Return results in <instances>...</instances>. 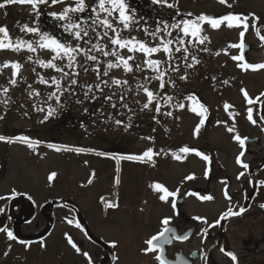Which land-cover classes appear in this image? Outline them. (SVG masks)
I'll return each instance as SVG.
<instances>
[{
	"label": "rangeland",
	"instance_id": "rangeland-1",
	"mask_svg": "<svg viewBox=\"0 0 264 264\" xmlns=\"http://www.w3.org/2000/svg\"><path fill=\"white\" fill-rule=\"evenodd\" d=\"M148 1L151 4L147 12L140 9L139 14L135 15L139 23L134 26L131 33L123 32L124 36L135 35L138 39L154 44L159 42V38L153 41L151 37L145 36L142 29L148 27L149 31L154 30L158 20L171 24L181 18L194 19L200 14L219 17L229 13H255L260 18L256 26L261 28L260 34L264 35V0H228V4L232 5L231 8L228 4H220L219 0H168L169 3L177 5L172 9L167 8L166 5L153 4L152 0ZM63 7H65L64 4H58L54 12H60ZM129 12L131 13L130 10ZM189 12L193 13L192 17L187 16ZM2 15L0 11V26L3 22ZM252 24L253 21L250 20L249 30L245 33V44L250 45L251 49L247 59L249 63H264V42L260 41ZM203 29L202 34L209 37L205 44L199 45L195 42L185 44V47L189 49L188 63L192 62V55H195L200 63L187 68L183 61L185 55L183 50L179 53L174 52L175 59L171 63L179 64L180 70L176 73L169 72V76L175 80V87L166 85L163 90V93L174 97L173 105L177 102L184 103L185 108L176 109L159 101L161 114L155 112V104L150 110L140 111V107L146 102V95L142 91L137 93V85L147 83L144 80L145 76L154 75L149 70L136 71L135 63H142L144 59L142 54L137 53L136 61H130L133 63V73L126 74L122 69H114L110 72V77L127 80L128 85L120 88L110 84L109 87H104L103 93L93 88L90 95L94 94L98 97L95 101L85 98L84 92L87 89L83 87L86 84L98 83L96 73L91 70L92 62H86L83 57H78L80 62L85 63L90 70L85 73L83 69H79L80 75L76 77L78 84L73 86V94L67 91L58 93L61 97L58 104L54 98L48 99V94L55 90L54 86L39 83L37 73L48 80L53 76L59 79L60 73L29 62L27 56L33 55L35 60L34 54L25 51L20 53L10 50L1 51L0 65L6 61H19L24 67L20 76L17 77L16 86L9 84L12 78L11 68L0 71V90L3 87H9L8 95L11 97V102L7 105L0 103V116L3 117L0 119V135L13 137L27 135L31 140H39L41 143L33 150L19 142L12 144L0 142V196L11 195V190L16 189L22 195H30L34 203L41 207L48 201L65 195L64 199H68L70 203L66 207L70 214L69 220L74 222L64 226L59 224L55 235L61 234L62 231L68 232L73 242L79 246L83 240V234L76 227L75 221L82 218L89 224L95 223L97 235L109 244L115 256L124 259L125 264H141L143 261L141 242L157 232L161 218H174L171 210L173 198H169V201L161 206L159 194L150 188L153 182L156 183L159 180L161 172H164L162 181L170 191L179 189L178 194L181 196L186 190L203 189L204 193H207L190 197L185 202L181 209L186 210V217L193 220L197 216L207 218L212 210L228 207L223 200L222 185L213 182L208 186L203 180L206 161L202 157L197 156L195 152H190L181 154L183 158L177 161L173 158L172 152H178L179 148L187 146L208 155L212 161L234 167L237 156L243 151L239 143L233 139L234 134L238 133L242 138H258L260 142L250 146L249 150L252 153L241 159L260 162L257 164L261 170L259 177L260 181H264V120H261L264 116V97H261V102L248 105L241 92V89L247 90L254 101L255 97L264 93V69L245 72L237 67L239 62L231 59V56L239 55L240 50L228 46L239 42V32L242 29H228L222 25L220 29L214 30L207 23L203 25ZM168 31L173 32V37L178 34L171 28ZM12 34L14 40L16 38L37 39L35 35L28 37V33L21 31L18 34V31L12 30ZM160 36L168 38L164 31L160 33ZM204 48L208 51H203ZM217 52L220 54L216 55ZM38 54L39 58L45 60L51 57V53L47 50L39 51ZM95 54L101 60L113 59L112 57L104 58L99 53ZM123 54L128 55L126 50ZM153 58L166 59L162 52L155 54ZM57 63L63 66L66 61H57ZM65 70L68 71V69ZM103 70L104 65H101V72ZM185 73L188 79L180 80L179 76ZM168 78L166 76L165 80L167 81ZM224 80L229 83L224 84ZM63 83L66 86L67 79ZM28 85L32 88L29 89ZM148 86L154 92L159 91V81L155 79H152ZM33 89L38 91L40 96L30 97L28 93ZM122 92L126 95L125 102L132 109L131 112L128 108H124L118 99ZM190 94L198 96L209 109L208 118L198 135L194 130L201 117L190 111L191 102L186 99ZM109 95L112 96L111 101L105 99V96ZM0 99L4 97L0 96ZM77 100L83 102L77 103ZM225 103L233 106L227 112L224 109ZM113 104H116V108L112 107ZM49 106L56 108V114L41 123ZM40 107H43L44 111H38ZM248 107L253 108V119L257 121L255 125L247 119ZM167 111H172L173 116L163 115ZM229 112L236 114L235 119L229 116ZM129 116L132 117L131 121L128 120ZM116 119L123 123L116 125L114 122ZM129 123L131 127H126ZM233 124L236 133H229L227 127ZM49 143L83 147L93 151L56 152L48 148ZM148 148H153L154 152L164 149L167 155L161 153L159 156H154V164L119 160L120 156L140 155ZM97 152L107 155L98 156ZM240 171L244 170L230 169L232 173ZM52 172H56L57 176L49 181L48 176ZM93 172L95 177H92ZM117 175L121 181L119 185L114 182ZM189 175L194 178L186 179ZM90 178L93 179L91 185L87 183ZM261 187L259 191L264 197V184ZM204 195H211L213 199L201 200L200 197ZM71 196L75 199H71ZM112 196L115 197L119 207L108 209L101 203V198ZM16 211L17 209L14 210ZM197 224L205 225L202 221H197ZM202 229L200 225L195 243L198 248L203 241ZM136 236L139 245L135 242ZM54 238L33 245L32 249L36 251V254L32 258L37 259V264L77 263L79 255L71 245L65 239L61 245L52 243ZM113 241L117 242L115 248L112 247ZM3 242H7L11 247L7 246L8 249L5 250L6 245ZM51 247L52 252H50ZM66 248L68 258L62 255V250ZM86 249L91 254L95 251L94 247L90 246H86ZM58 250H61L59 254ZM5 252H8L7 256L4 255ZM27 252L29 249L21 244L0 237V264H24ZM17 259L19 263L16 262Z\"/></svg>",
	"mask_w": 264,
	"mask_h": 264
},
{
	"label": "snow or ice",
	"instance_id": "snow-or-ice-1",
	"mask_svg": "<svg viewBox=\"0 0 264 264\" xmlns=\"http://www.w3.org/2000/svg\"><path fill=\"white\" fill-rule=\"evenodd\" d=\"M49 3V0H2L0 2V9L6 8L8 5H27L30 6V13L34 14L35 26H30L29 23H24L20 26V31L24 33L34 34L38 37V39H23L16 38L15 40L10 35V30L7 26H0V51L10 50L12 52L20 53L21 51H27L28 53L36 55V59H33V55H28L27 60L32 62L33 64H38L40 67L45 69H53L57 73H60V78L53 76L50 80L45 79L43 76L39 77L38 82L41 84L54 86L55 90L48 94V99H55L59 104L60 95L58 93H62L64 91L72 93L73 86L78 84V77L80 75L79 69H83L85 73H87L90 69L85 63H81L78 57H83L84 61L92 62L91 70L96 73L98 83L94 85H84L83 87L87 90L84 92V96L86 99L95 101L98 99L97 96L90 95L92 93L93 88H95L98 92L103 93L104 87H109L111 85H115L120 88H125L128 85L127 80H122L119 78L110 77V72L114 69H122L124 73L129 74L133 73V63L137 59L136 54H142L144 59L142 63H135L136 71H145L149 70L154 75L152 77L145 76L144 80L147 83H142L137 85V93L142 91L146 95V102L140 107V111L150 110L151 106L155 104V112L157 114H161V104L159 101H163V103L169 107H175L176 109H184V103H175L173 105L174 97L172 95H168L163 93L166 85H170L175 87V80L169 76V72L176 73L179 72L180 66L179 64H172L171 61L175 59L174 52L179 53L183 50L185 55L183 56V61L187 68H192L195 65L200 63V60L197 59L195 55L191 56V63H188L189 59V49L185 47L187 43H197L199 45L205 44L206 41L209 40L207 35H203V25L207 23L211 29L218 30L222 25L226 26L228 29H242L239 32V42L231 43L228 47L232 49H239V55L231 56L233 61L239 62L237 67L247 72L248 70L257 71L264 69V63H249L245 59L244 50L247 47L245 44V33L249 30V21H253L252 27L255 28L256 34L259 36L261 42H264V35H261V28L257 27L256 24L259 22L260 18L255 13L242 14V13H229L227 15H221L219 17L210 16L207 14L196 15L194 19H183L173 22L169 24L167 21L158 20L156 24V28L152 31L148 30V27H143V31L145 32V36L151 37L153 41H156L159 38L158 43L150 44L146 40L138 39L135 35L124 36L122 33L131 31L134 29V26L139 23V21L135 17L134 10L129 12V5L126 3V0H95V5H89L87 0H74L73 3H68V0H51L52 4H65L62 11L60 12H51L48 13L55 20L62 22L60 27H62L64 33H67L70 40H61L56 35L51 34L47 31H41L39 27L38 21L41 16V5H46ZM153 4L158 5H166L167 8L172 9L177 7L176 4L169 3L168 0H152ZM220 4H228V0H219ZM228 7H232L231 4H228ZM89 12L90 15L87 17L81 16V14ZM188 17H192L193 13H187ZM162 25V27H161ZM171 28L177 31V35L173 37V32L168 31ZM164 31L166 32L165 38L164 36H160V33ZM111 33V35H110ZM191 38V39H188ZM83 42L80 43V42ZM75 42V43H74ZM39 50H47L51 53L50 59H41L38 54ZM124 50L127 51L128 55H124ZM203 51H208L207 48H204ZM226 51V50H225ZM163 53L166 59H155L153 56L157 53ZM95 53H99L104 58L112 57L113 59H105L101 60L98 55ZM220 53L217 52L216 55ZM57 61H66V63L61 66L57 63ZM101 65H104V70L101 72ZM165 65H167L165 67ZM12 69V78L9 81L11 86L17 85V77L20 76V73L24 67L19 61H6L2 65H0V71L7 68ZM65 69H68L66 71ZM33 72H35V68H33ZM168 76V80H165V77ZM105 77H110V79H105ZM67 79V85H64V81ZM152 79L159 81V91L154 92L148 86L151 83ZM180 80H187V73L179 76ZM215 79V77H213ZM224 84H228L229 81L224 80ZM28 88L31 89L32 86L28 85ZM10 92L9 87H3L0 90V96L4 97V99H0V103L7 105L11 102V97L8 95ZM243 96L248 105H252L254 102H261V97H264V93H261L259 96L255 97V101L252 97H250L249 93L245 89H241ZM29 96H40V93L36 90H32L29 93ZM105 99L111 101L112 96H105ZM119 101L122 103L124 108H128L131 112L132 109L128 107L126 101L125 93H121L118 97ZM186 99L191 102L190 111L196 113L201 119L199 123L195 127V134H199L201 131V127L204 126L205 121L208 118L209 109L206 107L204 103H202L198 96L195 94H190L186 97ZM83 101L77 100V103H82ZM137 103H139L137 101ZM113 108H116V104L112 105ZM233 106L229 103L224 104V109L227 112ZM38 111H44L43 107L37 109ZM56 108L51 106L48 107L46 114L41 121H47L50 117H53L56 114ZM87 112V109H85ZM229 116L235 119V113L229 112ZM27 115V113H25ZM163 115L173 116L172 111L164 112ZM0 119H3L0 116ZM132 117L129 116L128 120L131 121ZM155 119V117H154ZM247 119L253 125L257 123L255 119H253V108H247ZM261 120H264V116L261 117ZM116 125H121L123 121L116 119ZM158 122V121H157ZM218 123H220L218 121ZM126 127H131V123L126 125ZM227 131L229 133H236L235 125L227 127ZM151 139V137H149ZM233 139L237 141L241 148H244L245 143L248 137H241L238 133L234 134ZM0 142H5L7 144L12 143H21L26 145L29 149L35 150V147L39 145L41 142L39 140L33 141L27 135H18V136H5L0 135ZM48 148L54 149L56 152L68 151L75 153H84L93 151V149H85L83 147H69L67 145H56L49 143ZM190 152H195V154L199 157H202L203 160L210 162V157L205 155L204 153L184 146L179 148L178 152H172V156L175 160L180 161L183 157L181 154H188ZM161 153L167 155L164 152V149H160V152H154L153 148H148L140 155H127L120 156L119 160H130L137 162H150L152 164L155 163L153 157L159 156ZM98 156H105L106 153L97 152ZM245 155L244 151H241L236 158V163L240 165L245 171H241L237 179L245 176L247 170H249V164L244 163L242 161V157ZM119 160H117V165H119ZM117 172H119V167H117ZM207 175V172H206ZM57 176L56 172H52L48 176V180L52 181ZM92 177H95V173H92ZM194 177L189 175L186 179L191 180ZM115 184H120V178L117 175L115 178ZM87 183L91 185L93 183V179L90 178ZM225 183L224 188V196L231 200V196L229 195L227 182ZM261 184H264V181H260ZM150 188L158 195V199L162 202L167 203L169 198H175L178 195L179 189L176 191H170L163 183L156 182L150 185ZM21 195V193L17 192L16 189L11 190V199H15L17 196ZM5 199V197L0 196V200ZM29 200H32V197L28 196ZM104 199L103 197L101 198ZM201 200L210 201L213 199L211 195H204L200 197ZM106 207L108 209L118 208L119 204L117 201L107 200L105 201ZM173 209L176 208L175 200L171 204ZM261 208H264V204L260 205ZM246 211V208L239 207L238 210L233 209L231 206L227 208L225 212H223L220 217L215 221L214 224H208L206 218L202 217H194L197 221H202L204 224L208 225L202 229V235L206 238L209 232V228L215 227L219 225L221 221L228 219L229 217H239ZM179 213H177L178 215ZM73 220H68V224H73ZM171 217H164L161 220V229L150 238L146 239L144 244L145 247L142 248V252L145 255L152 254L155 264H175L174 261H171L166 256V250L164 245L171 244L173 240L177 241H187L190 238L191 231L184 235L176 234V229L170 227ZM77 228L81 227L79 221L75 222ZM0 233H5L6 237L9 241L17 240V236L14 235L13 231L9 230L6 227H0ZM67 242L71 247L77 252H81V248L77 246L75 242H73L72 236H67ZM19 243L30 245L29 241L20 240ZM112 247H117V242H112ZM224 251V249H221ZM5 256L8 255V252L4 253ZM83 255L87 257L88 264H93L92 257L88 252H83ZM227 255L231 257L233 261H237V257L232 252H227ZM204 259H207V255H204ZM181 264H188L187 260L181 258Z\"/></svg>",
	"mask_w": 264,
	"mask_h": 264
},
{
	"label": "flooded vegetation",
	"instance_id": "flooded-vegetation-1",
	"mask_svg": "<svg viewBox=\"0 0 264 264\" xmlns=\"http://www.w3.org/2000/svg\"><path fill=\"white\" fill-rule=\"evenodd\" d=\"M0 2H2V0H0ZM68 3L73 2L68 1ZM87 3L94 6L95 0H89ZM126 3L129 5V10L131 12L134 10L135 15L139 14V11H141L140 9L147 12L149 4H151L148 0H126ZM57 5L58 4L40 6L42 14L38 21L39 27L41 31L54 34L61 40H70L71 37H69L67 33H64L62 27H60L62 22L48 15V13L54 12ZM29 9L30 6L27 5H8L6 8L0 9L3 13V22H1V24L9 28L12 37V30L18 31V34L20 33V27L16 26L21 25V23H29L30 26H35L34 14L30 13ZM89 15V12L81 14L83 17ZM27 35L28 37L34 36V34L29 33ZM80 43L83 44L82 41ZM39 51L44 50L38 49V52ZM251 153V150L247 151L242 158L249 156ZM243 162L249 164L250 167L249 170L246 171L245 176L239 180L237 176L241 171L238 173L230 172V169L234 168L244 170L236 162L234 167H229L225 165V163L219 161L210 160V162H205L206 166L204 168L203 180L208 186L212 185L213 182H217L222 185L224 192L225 183H223V181H226L231 200L227 199L222 193L223 200L228 204V207L231 206L235 210H238L239 207H244L246 211L239 217H229L221 221L219 225L209 228L207 237L205 238L202 235L203 241L201 242L200 248H198L197 245L195 246L199 227L201 225L205 228L208 227V225H199L197 221L195 222L192 218L186 217L187 212L186 210L182 211L181 207L184 206L185 202H187L190 197L207 193H204L203 189L186 190L183 196L178 194L177 197L173 198L175 203L181 198H183L184 201L176 205L175 209H171L174 218H171L169 226L175 228L176 234L178 235L187 234L189 230L191 231V235L187 241L173 240L171 244L164 245L166 256L169 260L174 261L175 264H181V258L187 260L188 264H264V208L260 207L261 204H264V197L261 196L259 191L262 185L259 177L261 170L259 169L260 166L259 168L257 167V164L260 162L257 160ZM163 173L164 172H161L159 174V180L157 182L165 185V182L162 181L164 180ZM28 196L29 195L21 194L15 198L19 200V203L15 205L18 208L14 207V209L17 208L16 212L12 209L11 195L4 196L5 199L0 200V227H6L13 231L14 235L18 238L14 241L18 244H21L19 243L20 240L29 241L30 245L21 244L26 249H29V252H27L28 255L24 258V264H27L28 261V264H37V259L32 258V256L36 254V251L32 249L34 244L38 242L44 243L45 240L52 237H55L54 240L51 241L52 243L61 245L64 239L67 241L68 232L62 231L61 234L57 235H55V232L59 224L62 226L68 224L67 221L70 218V214L67 212L66 207H68L70 203L68 199H64L65 195H63L62 197L48 201L47 204L41 207L39 206V208L37 203H34L33 199H28ZM70 198L75 199L72 198V196ZM23 199L27 200V205L22 204L24 203ZM103 200L101 203H103ZM159 204L164 206L165 202L159 200ZM227 208L217 209L216 211L212 210V213L206 218L208 224H214ZM177 213L179 214L177 215ZM163 218L159 220V229L157 232L162 227L160 222ZM79 220L81 224L79 230L83 234V240L78 246L81 248V252L78 253V264H88V259L83 255V252L89 253L92 257L93 264H125L123 262L124 259L115 256L109 244L97 235L95 223L89 224L82 218H79ZM43 224H45V227L42 228ZM38 232L41 233L39 234ZM0 237L7 238L5 233H0ZM136 239L137 241L135 242L139 245L137 236ZM146 239H148V237ZM146 239L141 242L143 247H145L144 242ZM3 244L6 245L5 250L8 249L7 246L11 247L7 242H3ZM86 246L94 247L95 251L93 254L86 249ZM52 247L50 252H52ZM221 249H224V251H221ZM229 251L236 255L237 261H233L231 257L227 255ZM60 252L61 250H58V254ZM205 254L207 255L206 260L204 259ZM62 255L68 258L67 248L62 250ZM141 259L143 260L141 264H155L153 255H145L142 249ZM18 260L19 259H17L16 262H18ZM48 264H52V262Z\"/></svg>",
	"mask_w": 264,
	"mask_h": 264
},
{
	"label": "water",
	"instance_id": "water-1",
	"mask_svg": "<svg viewBox=\"0 0 264 264\" xmlns=\"http://www.w3.org/2000/svg\"><path fill=\"white\" fill-rule=\"evenodd\" d=\"M70 1H74V0H70ZM87 1H88V0H87ZM46 5H47V6H51V5H53V4L51 3V0H49V3L46 4ZM46 5H41V6H46ZM249 51H250V46L247 45V47H246L245 50H244V55H245V59H246V61H247L246 55H247V53H248ZM247 62H248V61H247ZM259 142H260L259 139H254V140L247 139V141H246V143H245V146H244V149L246 150L247 147H248V145H249L250 143H259ZM182 201H184V200H183V199L177 200V201H176V205L181 204Z\"/></svg>",
	"mask_w": 264,
	"mask_h": 264
},
{
	"label": "bare ground",
	"instance_id": "bare-ground-1",
	"mask_svg": "<svg viewBox=\"0 0 264 264\" xmlns=\"http://www.w3.org/2000/svg\"><path fill=\"white\" fill-rule=\"evenodd\" d=\"M107 200H113V199H106L105 201H107ZM114 201V200H113ZM104 204L106 205V203L104 202Z\"/></svg>",
	"mask_w": 264,
	"mask_h": 264
}]
</instances>
